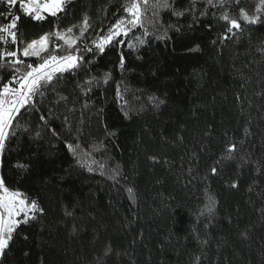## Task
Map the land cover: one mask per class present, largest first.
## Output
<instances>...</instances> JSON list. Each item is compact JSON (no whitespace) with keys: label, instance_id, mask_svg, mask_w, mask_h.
<instances>
[{"label":"trees","instance_id":"16d2710c","mask_svg":"<svg viewBox=\"0 0 264 264\" xmlns=\"http://www.w3.org/2000/svg\"><path fill=\"white\" fill-rule=\"evenodd\" d=\"M124 3L74 0L59 20L42 22L24 16L19 3H0L5 14L0 24L8 23L9 14L20 15L18 33L31 41L56 25L80 24L87 13L98 31L124 15ZM190 4L177 0L174 6L183 10ZM204 9V0H197L194 14L179 18L160 9L157 27L148 25L149 36H142V29L132 34L142 36L144 45L86 54L94 60L87 75L66 76L55 91L37 98L38 110L21 120L30 131L12 138L0 155V177L44 211L13 234L0 264H98V258L100 264H194L197 256L200 264H264V3L229 0L225 8L209 7L200 16ZM225 10L237 18L244 10L261 19L242 21L243 31L222 40ZM106 72L112 80L82 107L86 97L77 82ZM11 75L0 70L4 82ZM118 83L128 90L123 100L116 97ZM60 95L67 101L57 102ZM41 115L49 118L47 127ZM68 143L90 153L85 165ZM229 143L238 145L233 161L221 159ZM242 155L258 162L260 170L253 164L238 167ZM115 167L122 172L119 183L108 175ZM127 187L134 188L135 203ZM206 190L216 199L215 211L197 220ZM194 227L207 244L193 238ZM108 246L112 252L105 256Z\"/></svg>","mask_w":264,"mask_h":264},{"label":"snow or ice","instance_id":"6c2138e0","mask_svg":"<svg viewBox=\"0 0 264 264\" xmlns=\"http://www.w3.org/2000/svg\"><path fill=\"white\" fill-rule=\"evenodd\" d=\"M73 2L74 0H0V3H6L9 6L19 3L20 11L24 16L40 22L47 20L48 17L59 20L60 14L66 15L67 6ZM176 2L177 0H154L150 4L149 0H125L122 5L124 15L116 19L115 23L108 24L106 29L101 27L97 31L90 16L84 13L80 24H73L63 29L56 25L52 32L44 33L31 41H25L22 34L18 33L17 24L21 16L9 14L7 16L8 23L0 24V70H9L12 73L7 82H4L0 77V155L4 153L6 143L12 138L18 137L21 132L30 131V128L21 123V120L24 119L26 113L38 110L36 107L39 103L38 97L43 98L47 92L55 91L57 85L66 76L87 75L89 73L94 60L86 59V54L102 55L109 46L137 50L139 46L146 43L142 36L151 34L148 25L156 28L159 24L157 17L160 9H168L172 15L178 18L184 16L186 12L194 14L197 0H191L190 6L183 10L174 6ZM228 2L229 0H204L205 9L200 11L199 15H207V8L209 7L223 9ZM234 2L238 4L239 0H234ZM149 8L151 9L150 13ZM220 19L227 22L226 32L221 37L222 40H226L243 31L242 21L248 24H256L261 17L249 16L244 10H241V15L237 18L230 16L229 12L225 10L221 13ZM169 27L172 26L169 25ZM138 29L143 30L142 36L132 35ZM90 32L94 35H88ZM166 35L167 29L162 36L156 38L163 39ZM54 41H61L62 43H54ZM9 44L14 47L9 49ZM119 55V68L123 71L125 56L122 51ZM24 58H36L39 62L28 63ZM111 80L112 73L106 72L102 78L98 79L92 75L84 79L83 83L77 82L76 88L82 96L86 97L82 107L87 108L89 106L88 99L96 88L107 85ZM127 91V88L122 89L121 84L118 83L116 87L117 99L123 100L124 93ZM67 99V97L60 95L57 102H65ZM152 100L154 103H163L162 100L157 102L156 98H152ZM73 110L69 109V111ZM49 112L51 113V110ZM40 119L47 127L49 118L41 115ZM64 124L70 131L67 116L64 117ZM49 130L53 135L59 136L55 129L49 128ZM248 134L245 130V135ZM36 135L39 136L40 133L37 132ZM240 143L242 144L243 141ZM66 147L74 156H81V160L78 162L85 165L84 157L90 156V153H81L79 144L68 143ZM237 151V143H229L226 147V153L221 159L233 161L236 159ZM152 159L156 160L155 157ZM249 164H253L257 171L260 170L258 162L252 161L249 157L240 156L238 167L243 168ZM17 167L24 166L17 165ZM100 167L103 169L105 166L101 164ZM91 170L89 167V171ZM211 174H217L215 166L211 168ZM108 175L109 178L119 183L118 177L122 175V172L119 167H115L109 171ZM231 187L235 188L237 185L233 183ZM125 191L128 199L135 203L137 194L134 188L127 187ZM205 196L207 202L199 210L197 220L199 217L205 216L206 213L211 214L215 211L217 203L215 197L207 190ZM43 211L37 200L29 199L18 189H10L6 186L3 177H0V258L6 255V250L9 249L10 242L13 240V234L21 225L28 224ZM66 215H72V213L66 211ZM192 235L198 243L202 245L208 243L207 240L199 238L195 227L192 229ZM111 252L112 248L108 246L104 255L108 256ZM98 264H100V258H98ZM194 264H200L199 256L195 258Z\"/></svg>","mask_w":264,"mask_h":264}]
</instances>
